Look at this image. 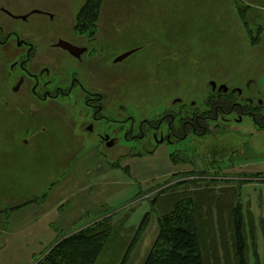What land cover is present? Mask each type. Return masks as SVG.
Instances as JSON below:
<instances>
[{"label":"rangeland","instance_id":"rangeland-1","mask_svg":"<svg viewBox=\"0 0 264 264\" xmlns=\"http://www.w3.org/2000/svg\"><path fill=\"white\" fill-rule=\"evenodd\" d=\"M52 1L58 4L59 17L69 23L75 18L76 25L86 0H11L17 13ZM238 1L244 9L249 7L248 28L253 37L260 39L256 46L251 45V37L232 0H104L102 7L112 9L114 21L109 26L112 15H105L106 10L102 9L99 34L106 39L110 33L107 40L119 50L151 40H170L182 48L189 47L193 60L191 78L171 77L173 87H206L210 75L206 70H194V62L204 59L210 63L207 67L218 65V81L259 88L264 93V0ZM137 61L142 63L140 57ZM133 82L128 81L127 87L132 88ZM141 87L145 91V84ZM125 102L132 101L127 98ZM8 120L7 113H0V247L6 246L7 237L15 254L5 251L0 264H38L59 242L105 219L117 230H113L96 264H121L135 238L138 243L127 264H143L159 233L161 209L155 206L158 210L152 211L153 203L163 193L169 194L166 191L185 188L196 192L208 187L214 189L215 195L213 220L228 227L232 224L231 205L239 207L247 228L249 264H264V161H240L227 173L219 174L223 179L207 183L208 186L194 182V176L185 186L182 183L188 171L200 176L205 173L201 157L202 161L179 160L161 147L154 154L120 160L100 157L89 140L70 143L58 138H37L24 144L10 140ZM209 143L203 154L215 159L208 161V174L213 176L217 157L230 154V150L222 152L219 140ZM241 177L245 179L240 180ZM175 180L177 184L170 186ZM40 210V217L51 220L54 239L49 237L52 232L41 234L44 229L35 226ZM144 220L142 233L137 234ZM40 235L46 238V245L38 241ZM216 235L230 238L232 231ZM27 246L32 247L31 256ZM221 258L225 264L223 249Z\"/></svg>","mask_w":264,"mask_h":264},{"label":"flooded vegetation","instance_id":"flooded-vegetation-1","mask_svg":"<svg viewBox=\"0 0 264 264\" xmlns=\"http://www.w3.org/2000/svg\"><path fill=\"white\" fill-rule=\"evenodd\" d=\"M12 5L0 0V113L9 115L11 141L89 140L100 157L120 160L161 147L179 160L203 159L205 173L188 171L183 185H190L193 176L207 185L240 161H264V93L259 88L218 81V65L207 67L204 59L194 62V70L210 75L206 87H173L171 77L191 78L189 47L151 40L119 50L107 40L110 33L101 37L100 25L95 33L83 32L75 18L73 23L60 18L54 1L25 13ZM103 9L112 15L111 26L113 11ZM128 51L133 52L118 60ZM128 81L139 89L127 87ZM214 139L230 154L217 157L215 175L209 176L208 161L215 159L203 152Z\"/></svg>","mask_w":264,"mask_h":264},{"label":"trees","instance_id":"trees-1","mask_svg":"<svg viewBox=\"0 0 264 264\" xmlns=\"http://www.w3.org/2000/svg\"><path fill=\"white\" fill-rule=\"evenodd\" d=\"M103 1L86 0L77 16L76 28L95 33ZM232 2L243 27L248 30L252 44H257L260 39L253 37L248 28L246 10L249 7L245 6L244 9L238 5V0ZM173 191H166L169 194L163 193L152 205V211L155 206L161 209L158 216L159 233L143 264H222L221 249L225 254V264H249V242L245 235L247 228L239 207L231 205L232 224L227 227L223 222L219 226L213 220V188L196 192H192V189ZM145 223V220L141 223L137 234L142 233ZM229 229L232 231L230 238L216 235ZM113 230L117 228L108 219L95 222L59 242L38 264H96ZM136 243L137 238L132 241L121 264H127ZM230 255H233L234 263Z\"/></svg>","mask_w":264,"mask_h":264},{"label":"crops","instance_id":"crops-1","mask_svg":"<svg viewBox=\"0 0 264 264\" xmlns=\"http://www.w3.org/2000/svg\"><path fill=\"white\" fill-rule=\"evenodd\" d=\"M26 209V208H25ZM46 210V209H45ZM40 212H41V214H42V210H40L39 211V217H40ZM36 213H37V211H36ZM39 217H37V220L38 221H36L35 220V222H37V224L35 225V226H37V227H40V229H44L42 232H41V234H44V233H49V232H52V233H50V235H49V237L51 238V239H54L55 238V236L56 235H54V233H53V231H52V229H51V225H49V223H50V219H47V221H46V217L45 218H42L43 216H41L40 217V219H39ZM9 220V219H8ZM8 220H7V222H8ZM31 225V224H30ZM47 225H49L48 227H50V228H47L46 226ZM23 228H26L27 226L26 225H24V226H22ZM29 227V226H28ZM30 229V231H31V229L33 230V228H29ZM28 233V231H26L25 232V234H27ZM26 236V235H25ZM10 238V237H9ZM14 238V237H13ZM39 238V237H38ZM49 238V239H50ZM6 242H7V244H6V246H2V247H0V256L1 255H3L4 254V252L5 251H9V253H12V254H15V251H14V249H12V247H10V242H9V240H11V239H8L7 237H6ZM46 240V238L44 237V236H42V235H40V240H38L39 242L41 241L42 243H43V241H45ZM43 244H45L46 245V243H43ZM44 245V246H45ZM26 247V246H25ZM29 249H28V252H27V254H29L28 256H31L33 253H32V247L31 246H27ZM25 251H26V249H24ZM11 251V252H10ZM24 251V253L26 254V252Z\"/></svg>","mask_w":264,"mask_h":264},{"label":"water","instance_id":"water-1","mask_svg":"<svg viewBox=\"0 0 264 264\" xmlns=\"http://www.w3.org/2000/svg\"><path fill=\"white\" fill-rule=\"evenodd\" d=\"M132 52H133V51H128V52L122 54V55L118 58V60H122L123 58L129 56Z\"/></svg>","mask_w":264,"mask_h":264}]
</instances>
